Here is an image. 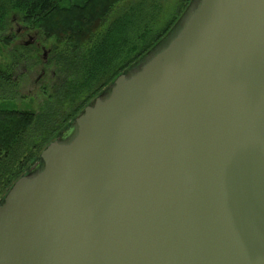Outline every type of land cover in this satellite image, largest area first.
<instances>
[{
  "label": "water",
  "instance_id": "obj_1",
  "mask_svg": "<svg viewBox=\"0 0 264 264\" xmlns=\"http://www.w3.org/2000/svg\"><path fill=\"white\" fill-rule=\"evenodd\" d=\"M68 134L3 198L0 264H264V0H191Z\"/></svg>",
  "mask_w": 264,
  "mask_h": 264
},
{
  "label": "trees",
  "instance_id": "obj_2",
  "mask_svg": "<svg viewBox=\"0 0 264 264\" xmlns=\"http://www.w3.org/2000/svg\"><path fill=\"white\" fill-rule=\"evenodd\" d=\"M122 1L69 0L67 3L66 0L64 6L62 0H0V38L9 32L12 18L17 17L18 22L29 30L54 41L51 46L52 65L59 75L65 76L60 80L66 83L53 91L50 100H45L50 120L39 126L40 110L38 113V109L31 111L17 105L14 107L11 100H7V92L14 90L11 87L14 72L0 73V195L3 194V198L15 182L40 160L41 153L60 130L68 128L69 122L74 120L91 96L103 90L165 38L190 2L184 0L177 8L178 13L155 34L150 33L156 18L149 13L147 29L140 32L138 26L127 39L129 18L126 16L119 25L127 29L126 35L109 48L113 26L111 24L104 32L101 30L108 16ZM146 4L144 11H151L152 3ZM155 6L161 9L158 3ZM74 23L79 27H74ZM140 42L141 47L138 46ZM67 104L71 107L68 108Z\"/></svg>",
  "mask_w": 264,
  "mask_h": 264
},
{
  "label": "rangeland",
  "instance_id": "obj_3",
  "mask_svg": "<svg viewBox=\"0 0 264 264\" xmlns=\"http://www.w3.org/2000/svg\"><path fill=\"white\" fill-rule=\"evenodd\" d=\"M62 1H63L62 5L66 6L65 3L66 0H62ZM75 1H84V0H75ZM183 1L184 0H124L108 16L106 20L107 22L105 26L102 28L101 32H104L112 24L114 29V34L111 37L112 40L111 44L108 45L109 48H111L113 44H115V41L121 40V38L126 35L127 29L126 28L124 29V27L119 26L126 16L129 18V29H128L127 39H130V35L132 31L135 30L138 26L140 27V32H143L144 30L147 29L146 20L149 16H151L149 15V13H152V16H155L156 18V23L154 24L153 28H151L150 34H155L163 28V25L173 15L178 13L177 8L182 6ZM68 2L69 0H67V3ZM146 2L152 3V10L149 12L144 11V6L147 5ZM155 3H158L161 9H158L155 6ZM68 25L70 26L71 24ZM74 27H79L78 23H74ZM17 28L18 27H14L13 25V30L5 34L3 38H0V73L2 72L4 74H8V72L10 71L13 72L16 66L18 67V65L21 63L23 57L28 58L34 68L39 67L40 66L39 58L43 53V51L41 50V45H44V48H49L54 42L52 40L48 41L47 39H46L47 41H45L43 40L44 38L40 40L39 38V43H40L39 47H36V49L33 48L25 49L20 45L23 44V40L24 41L28 40V36H24L21 37V39H19L20 37H17L14 34ZM20 41L22 43H20ZM141 44L142 42L138 43V46L141 47ZM80 51L85 53L84 50H80ZM45 69L48 70V68ZM72 71H75V69L73 68ZM27 83H29V81L26 82L25 84H22V88L20 89L22 94L21 96L22 98H24V100H13V98L11 97V102L13 103L14 107H16L17 105L19 108L29 109L31 111L38 109V113L40 110L42 114L40 113L41 117H39V114L36 116V122H37V118L39 117L41 118V120H39V126L46 125L50 119H49V114L45 109L46 107V105H44L45 100H35V101L32 100L33 95H28L27 88L29 87H26ZM42 85H45V83H42L40 86ZM11 87H13L14 89L17 88L18 90L20 88L19 83L16 84L13 83ZM14 94H16V96L18 97L17 93ZM41 97L44 96H42L41 94ZM67 107L68 108L71 107V104H67ZM3 196H4L3 194L0 195V199L3 198Z\"/></svg>",
  "mask_w": 264,
  "mask_h": 264
},
{
  "label": "flooded vegetation",
  "instance_id": "obj_4",
  "mask_svg": "<svg viewBox=\"0 0 264 264\" xmlns=\"http://www.w3.org/2000/svg\"><path fill=\"white\" fill-rule=\"evenodd\" d=\"M12 19H13V23L9 27V32L13 30V25H14V27H18L17 30L14 32V34L17 37H20L19 39H21V37L28 36V40L27 41L23 40V44H21L20 46L25 49H31V48L36 49V47H39L40 45L39 38L40 40L43 39L40 33H38L37 31L29 30V28L26 25L18 22L17 17H13ZM43 40L47 41L46 39ZM20 43L22 42L20 41ZM41 50L43 51V53L40 57L41 59L39 58L40 60L39 67L34 68L32 66V63L26 57L22 58L21 63L18 65V67L16 66L15 70L13 71L14 73L12 74L14 79L13 83L14 82L19 83L20 88L19 90L15 88L13 91L7 92V94H9L8 99L11 100L12 97L13 100H24V98H22L21 96L22 94L20 89L22 88V84H25L28 81L29 83H27L26 87H29L27 88L28 95H33L32 100H47V99L50 100L53 91L56 92L59 85L62 84L66 85L65 81L60 80L61 77H65V76L59 75L52 65V60H51L52 47L44 48V45H41ZM45 68H48V70H46ZM113 81L110 82L108 85H106L103 88V90L94 94V96H91L89 102L83 108H80V112L77 114L74 120L83 112L85 107L91 104L93 100H95L100 94H102V92L105 89H107L113 83ZM42 83H45V85L40 86ZM64 92H66V90ZM14 93H17L18 97ZM41 94L44 97H41ZM74 120L69 122L68 128L60 130V132L52 142L56 140L66 141L69 138L68 129Z\"/></svg>",
  "mask_w": 264,
  "mask_h": 264
}]
</instances>
